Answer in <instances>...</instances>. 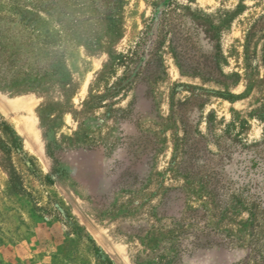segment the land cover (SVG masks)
<instances>
[{"label":"rangeland","instance_id":"obj_1","mask_svg":"<svg viewBox=\"0 0 264 264\" xmlns=\"http://www.w3.org/2000/svg\"><path fill=\"white\" fill-rule=\"evenodd\" d=\"M170 2L0 0V264H264V0Z\"/></svg>","mask_w":264,"mask_h":264},{"label":"trees","instance_id":"obj_2","mask_svg":"<svg viewBox=\"0 0 264 264\" xmlns=\"http://www.w3.org/2000/svg\"><path fill=\"white\" fill-rule=\"evenodd\" d=\"M171 2H172V0H171ZM170 2V3H171ZM169 4V3H168ZM166 10L163 8V9H159V11H158V14L156 15V19H161V15H163L164 14V12H165ZM7 128H9V127H7ZM9 131H10V129H8ZM14 141H17L16 140V137H15V135H14Z\"/></svg>","mask_w":264,"mask_h":264}]
</instances>
